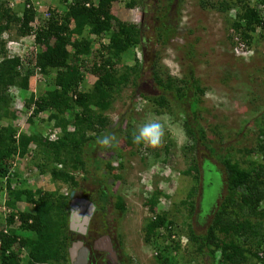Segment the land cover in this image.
Segmentation results:
<instances>
[{
    "label": "trees",
    "instance_id": "trees-1",
    "mask_svg": "<svg viewBox=\"0 0 264 264\" xmlns=\"http://www.w3.org/2000/svg\"><path fill=\"white\" fill-rule=\"evenodd\" d=\"M169 1L179 3L180 0ZM10 2L12 0H0V37L3 33L11 32L15 33L16 41L33 36V50L20 58L9 53L6 42L0 40V121L16 119L10 108L12 95L8 94L9 87L19 84L27 89L26 82L35 73L45 78L53 73L52 88L38 95L31 93L25 106H33L29 121L48 112L49 120H54L53 128L58 132L54 139H50L49 135L38 130L17 133L10 123L0 125V184L6 190V206L12 210L0 229V264H69L67 248L73 236L68 230V197H57L53 192L32 191L27 187H13L11 178L16 173L10 177L6 175L11 167L10 161L14 157L24 158L30 152L29 148L33 147V157H36L34 165L39 172L48 174L53 182H60L70 190L80 186L77 175L81 176V181L87 180L84 174L89 173L85 169L88 164L95 171L103 169L105 175H112L115 181L111 159L101 164V157L96 154L114 130L104 113L112 106V94L126 85L130 76L142 77L143 65L138 62L125 68L122 73L116 65L122 54L140 47L144 38L139 25L117 19L112 14V7L113 3L124 2L130 9L140 2L57 0L58 6L47 8L41 20H36L37 11L31 0H23L21 7L19 4L11 6ZM198 5L202 9H217L222 13L232 10V31L237 35V43L245 48L252 47L258 41L256 34L258 38H264L261 14L264 0H198ZM177 14L174 23L166 20L164 14L163 19H156L157 47L168 45L175 37L178 11ZM95 38L100 40L96 49L92 47ZM104 38L107 40L101 42ZM89 55L93 56L92 61L84 58ZM153 56L150 62L151 76L160 94L151 98L144 94L140 96L153 102L157 110L174 103L183 117L182 128L190 143L188 149L191 151L197 146H205L223 168V193L220 192L214 202V210L204 232L196 233L189 226V240L194 244V253L199 257L207 256V264H264V162L250 158L258 154L264 160V143L260 138L264 135V129L259 131L255 151L245 150L244 159L236 157L235 153L241 150L233 147H229L224 155L216 152L215 141L207 140L199 120L201 97L207 88L196 77L194 69L187 68L178 80L161 67L157 53ZM86 73L95 80L89 90L84 91L81 87ZM123 124L122 117L115 124L114 131L124 136L125 144H136L133 142L130 118L125 128H122ZM221 141L222 137L219 138V146ZM113 157L120 160L121 151H115ZM207 162L209 160L205 159L202 165L204 173ZM192 169L196 174L199 172L196 164ZM4 177L5 180L1 182ZM203 197L204 193L202 200ZM155 199L156 195L150 203L155 204ZM21 202L30 204L31 209L16 213V206ZM112 207L119 216L116 219L119 224L125 214L122 197L116 196ZM190 208L192 213L193 203ZM201 208L200 216L208 213L209 210L203 212L202 205ZM172 224L166 213L155 215L144 226V241L152 243L151 239L157 237L160 229L168 231ZM23 250L26 251L24 257ZM156 250L155 260L158 264H171L168 254L160 252L158 248ZM120 256L124 260L122 264H131L122 249Z\"/></svg>",
    "mask_w": 264,
    "mask_h": 264
},
{
    "label": "rangeland",
    "instance_id": "rangeland-1",
    "mask_svg": "<svg viewBox=\"0 0 264 264\" xmlns=\"http://www.w3.org/2000/svg\"><path fill=\"white\" fill-rule=\"evenodd\" d=\"M138 1L140 4L130 9L124 2L113 3L112 14L123 22L141 27L143 43L122 54L116 68L122 73L125 68L138 62L143 65L142 77L130 76L128 83L112 94V106L104 115L111 121L110 126L114 130L119 119L124 118L122 128H125L126 121L130 118L134 133L146 122L155 120L162 124L164 135L157 146L147 143L140 146L125 144L124 136L110 127L113 132L110 131L112 134L108 143L103 148H98L96 154L101 157V164L111 159L115 168L112 173L115 174V181L112 175L106 176L103 169L95 171L90 164L85 167L89 171L84 174L86 181H81L80 175L76 176L80 179V187L86 190L87 197H95L94 193L98 189L106 191L108 195L107 205L96 212L97 220L93 224L95 227L89 243L108 235L114 242V249L119 252L122 249L131 264H158L155 260L158 253L156 248L171 257V264H207V256L199 257L194 253V244L189 240V226L196 233L204 232L214 210V202L220 192L223 193V168L205 146H197L191 151L188 149L190 143L182 128L183 117L174 103H169V109L157 110L153 102L140 95L151 98L160 94V89L152 80L150 69L155 53L158 54L161 67L178 80L183 77L187 68L194 69L196 77L207 88L201 97L199 112L200 124L207 140H214L216 152L222 155L229 147L240 149V152L235 151L236 157L244 159L245 150L255 151L259 131L264 129V38H258L256 34L258 41L252 47H247V51H241L237 35L230 25V19L234 15L232 10L222 13L217 9H202L198 0H180L179 3H171L169 0ZM31 2L36 7V20L45 17L47 8L58 6L57 0ZM22 3L23 0L10 2L14 7L17 4L21 7ZM177 11L179 18L175 37L168 45L157 47L154 29L157 26L156 19L164 14L167 16L166 20L174 23L178 17ZM262 16L264 19V13ZM16 39L14 32L3 33L0 37L5 42H16ZM106 40L104 38L101 42ZM19 41L17 45L8 43L5 47L7 51L24 58L28 51L31 53L33 50V36L25 37L20 43ZM99 42L95 38L92 47L98 48ZM84 58L93 60L92 55ZM53 76L51 73L45 78L37 72L27 80V89L19 84L9 87L8 94L12 95L10 108L16 119L10 122L1 120L0 125L10 123L15 126L17 133L38 130L51 136L58 132L53 128L54 120H49L48 112L29 121L33 106H25L31 93L38 95L52 88ZM18 80L21 82L20 78ZM94 80L92 75L86 73L81 89L89 90ZM135 84L137 87H134ZM220 137L222 141L219 146ZM260 138L264 143V135ZM29 149L30 152L24 158L14 157L10 161L11 167L6 176L16 173L11 178V186L53 192L57 197L66 196L68 189L65 185L53 182L48 174L40 173L35 167L33 147ZM117 150L122 154L120 160L113 157ZM250 158L264 162L258 154ZM205 159L210 163L205 164L204 173L202 165ZM193 164L199 168L197 174L192 169ZM4 180L5 177L1 182ZM2 186L0 184V229L4 226L6 216L12 211L6 206L7 195ZM155 195V204H151L150 200ZM116 196L122 197L125 205V214L119 224L116 222L119 216L112 207ZM99 197L104 201V195L97 192V198ZM191 203L194 205L192 213ZM201 205L204 213L209 210L203 216L199 215L202 212ZM30 209V204L21 202L16 206V213ZM160 213H166L167 219L173 224L168 231L160 229L157 237L151 239L152 243H146L144 226ZM96 253L102 255L99 251ZM22 255L26 256V251L23 250Z\"/></svg>",
    "mask_w": 264,
    "mask_h": 264
},
{
    "label": "water",
    "instance_id": "water-1",
    "mask_svg": "<svg viewBox=\"0 0 264 264\" xmlns=\"http://www.w3.org/2000/svg\"><path fill=\"white\" fill-rule=\"evenodd\" d=\"M81 194V190L72 191L68 199V229L74 236H78V238L71 239L67 248L70 264H88L89 250L82 237L86 235L88 227H90L89 222L93 204L87 199L80 197ZM98 241L103 243V250L107 251L113 260L116 259L108 238L102 237Z\"/></svg>",
    "mask_w": 264,
    "mask_h": 264
},
{
    "label": "flooded vegetation",
    "instance_id": "flooded-vegetation-1",
    "mask_svg": "<svg viewBox=\"0 0 264 264\" xmlns=\"http://www.w3.org/2000/svg\"><path fill=\"white\" fill-rule=\"evenodd\" d=\"M76 190H81L82 191V194H81L80 197L87 199L89 202H91L93 204V211H92V214L90 216V222H89L90 227H88V230H87L86 235L82 237V239L85 242V245L87 246V248L89 250V254H88V264H122L121 261L123 260V258L120 256V252L118 250L114 249V242H113V240H111V238L108 235H103L99 239H101L102 237H107L108 238V241H109V243L111 245V249H112V251L115 254V258L116 259H114V260L111 258L110 254L107 251L103 250V248H104L103 243H101L99 241L97 242V240L94 241V242H92V244L89 243L90 242V239H91V236H92V233L94 231L93 229L95 227L93 224L97 220V215L98 214L96 212L100 211V209H102L103 206H106L107 203L109 202L108 201L107 192L104 191V190H102V189L101 190L98 189L94 193L95 197L91 198V197H89V196L87 197L85 195V191L86 190L83 187L82 188L81 187H78V188H74V189H71V190L68 189V193L66 195L68 197V199H69L70 193L72 191H76ZM97 192L99 193V195H101V194L102 195H105L106 194V198L104 199V201L101 200L100 197L97 198ZM67 212L69 213V209H67ZM102 215H103V213L101 211V216ZM68 222H69V216H68ZM72 236L73 237H71V238H73V239L75 237L78 238L77 235L74 236L72 234ZM97 251L101 252L102 255L97 254L96 253Z\"/></svg>",
    "mask_w": 264,
    "mask_h": 264
},
{
    "label": "clouds",
    "instance_id": "clouds-1",
    "mask_svg": "<svg viewBox=\"0 0 264 264\" xmlns=\"http://www.w3.org/2000/svg\"><path fill=\"white\" fill-rule=\"evenodd\" d=\"M6 44L7 42L5 43V45ZM163 135L164 129L162 124L154 120L146 122L138 129L137 132L134 133L133 142L136 144L147 143L152 146H157L161 143ZM103 143L107 144L108 141L105 139Z\"/></svg>",
    "mask_w": 264,
    "mask_h": 264
},
{
    "label": "built area",
    "instance_id": "built-area-1",
    "mask_svg": "<svg viewBox=\"0 0 264 264\" xmlns=\"http://www.w3.org/2000/svg\"><path fill=\"white\" fill-rule=\"evenodd\" d=\"M263 13H264V9L261 10V14H263ZM23 39H24V38H21L20 41L18 40L19 43H20ZM18 41H16V42H15V41L7 42V44H8V43H11V44H12V43H13V44L15 43V44L17 45V44H18ZM7 44H6V45H7ZM239 48H240L241 51H243V50H246V51H247V49H246V48L244 47V45H242V44H240V47H239ZM8 52L11 53V54H14V53H12V52L9 51V50H8ZM11 54H10V55H11ZM56 133H57V132H55L53 135H51V136H50V139H54V138L56 137Z\"/></svg>",
    "mask_w": 264,
    "mask_h": 264
}]
</instances>
